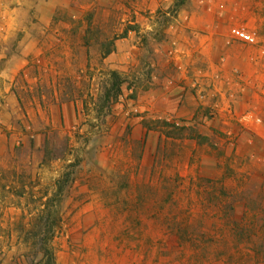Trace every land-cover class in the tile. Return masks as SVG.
<instances>
[{
    "label": "rangeland",
    "instance_id": "374dc122",
    "mask_svg": "<svg viewBox=\"0 0 264 264\" xmlns=\"http://www.w3.org/2000/svg\"><path fill=\"white\" fill-rule=\"evenodd\" d=\"M0 264H264V0H0Z\"/></svg>",
    "mask_w": 264,
    "mask_h": 264
},
{
    "label": "built area",
    "instance_id": "2783aa9c",
    "mask_svg": "<svg viewBox=\"0 0 264 264\" xmlns=\"http://www.w3.org/2000/svg\"><path fill=\"white\" fill-rule=\"evenodd\" d=\"M236 34L240 37V38H242V39H244V40H247V41H253V38H251L249 35H246L245 33H243V32H241V31H236Z\"/></svg>",
    "mask_w": 264,
    "mask_h": 264
},
{
    "label": "trees",
    "instance_id": "16d2710c",
    "mask_svg": "<svg viewBox=\"0 0 264 264\" xmlns=\"http://www.w3.org/2000/svg\"><path fill=\"white\" fill-rule=\"evenodd\" d=\"M114 76H116V74H113Z\"/></svg>",
    "mask_w": 264,
    "mask_h": 264
}]
</instances>
